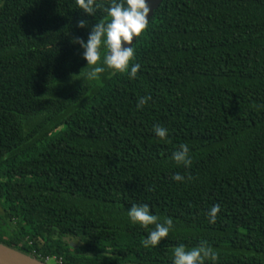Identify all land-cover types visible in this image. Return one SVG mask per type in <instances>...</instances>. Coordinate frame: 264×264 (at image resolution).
Listing matches in <instances>:
<instances>
[{"label": "trees", "instance_id": "16d2710c", "mask_svg": "<svg viewBox=\"0 0 264 264\" xmlns=\"http://www.w3.org/2000/svg\"><path fill=\"white\" fill-rule=\"evenodd\" d=\"M96 19L75 0H0V243L62 264H172L204 241L215 264H264V0H163L134 79L84 78L71 41ZM181 144L188 166L171 159ZM145 203L173 220L155 248L127 217Z\"/></svg>", "mask_w": 264, "mask_h": 264}, {"label": "clouds", "instance_id": "9594fccd", "mask_svg": "<svg viewBox=\"0 0 264 264\" xmlns=\"http://www.w3.org/2000/svg\"><path fill=\"white\" fill-rule=\"evenodd\" d=\"M78 9L87 16L96 19L97 10L103 8L107 19L97 20L91 26L87 40L74 38L71 43L78 44L83 50V59L87 62L83 74L87 80H95L106 68L114 73L127 72L130 79L137 75L140 65L132 63L134 59L133 39L138 37L148 26L150 7L148 0H109L107 5L100 4L97 0H75ZM81 29L88 27L86 20H80L77 25ZM131 45V46H128ZM106 49V52L103 50ZM81 75V72L80 74ZM150 100L144 96L138 98L137 108H142ZM153 132L156 137L166 140L167 128L155 125ZM171 159L177 165L188 166L191 164L189 147L181 144L172 153ZM172 179L183 182L184 177L175 174ZM220 205L216 204L209 208L207 217L210 223H214ZM127 217L132 224H138L147 229L144 240L145 247H157L161 241L174 231L173 220L153 214L148 204H132L127 210ZM149 226H152L151 228ZM218 260L217 252L207 242L202 241L199 246L187 249L183 244L172 249V264H212Z\"/></svg>", "mask_w": 264, "mask_h": 264}, {"label": "water", "instance_id": "95a60500", "mask_svg": "<svg viewBox=\"0 0 264 264\" xmlns=\"http://www.w3.org/2000/svg\"><path fill=\"white\" fill-rule=\"evenodd\" d=\"M163 0H148L150 12L148 19L153 17ZM138 37L133 39L135 44ZM131 46V45H128ZM0 264H49L37 257L26 254L18 249L0 243Z\"/></svg>", "mask_w": 264, "mask_h": 264}, {"label": "rangeland", "instance_id": "374dc122", "mask_svg": "<svg viewBox=\"0 0 264 264\" xmlns=\"http://www.w3.org/2000/svg\"><path fill=\"white\" fill-rule=\"evenodd\" d=\"M2 210H3V208H2V206L0 204V211H2ZM64 240H65V242H67L72 247H74L76 245V243H78V241L76 239H72L70 237H65ZM48 263L49 264H55V260L54 259H50L48 261Z\"/></svg>", "mask_w": 264, "mask_h": 264}, {"label": "built area", "instance_id": "2783aa9c", "mask_svg": "<svg viewBox=\"0 0 264 264\" xmlns=\"http://www.w3.org/2000/svg\"><path fill=\"white\" fill-rule=\"evenodd\" d=\"M50 259H54L56 261L55 264H62V259L61 258H55V257H53V258L52 257H47L46 260H45V262L48 263V261Z\"/></svg>", "mask_w": 264, "mask_h": 264}]
</instances>
